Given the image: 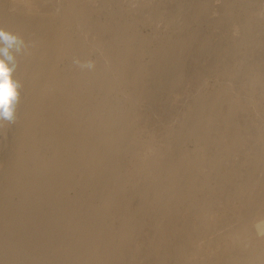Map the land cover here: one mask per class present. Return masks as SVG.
Listing matches in <instances>:
<instances>
[{"label": "rangeland", "instance_id": "rangeland-1", "mask_svg": "<svg viewBox=\"0 0 264 264\" xmlns=\"http://www.w3.org/2000/svg\"><path fill=\"white\" fill-rule=\"evenodd\" d=\"M0 264H264V0H0Z\"/></svg>", "mask_w": 264, "mask_h": 264}, {"label": "clouds", "instance_id": "clouds-1", "mask_svg": "<svg viewBox=\"0 0 264 264\" xmlns=\"http://www.w3.org/2000/svg\"><path fill=\"white\" fill-rule=\"evenodd\" d=\"M24 44L14 33L0 29V121L14 122L19 99V81L13 79L16 70L15 54Z\"/></svg>", "mask_w": 264, "mask_h": 264}]
</instances>
